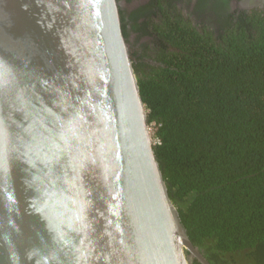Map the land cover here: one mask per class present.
<instances>
[{"label": "water", "instance_id": "1", "mask_svg": "<svg viewBox=\"0 0 264 264\" xmlns=\"http://www.w3.org/2000/svg\"><path fill=\"white\" fill-rule=\"evenodd\" d=\"M121 25L118 0H0V264H211Z\"/></svg>", "mask_w": 264, "mask_h": 264}, {"label": "trees", "instance_id": "2", "mask_svg": "<svg viewBox=\"0 0 264 264\" xmlns=\"http://www.w3.org/2000/svg\"><path fill=\"white\" fill-rule=\"evenodd\" d=\"M212 5L220 6L215 22L202 24L174 0L135 9L131 29L150 38L130 54L189 238L211 264H264V11L234 15L224 12L226 0ZM204 8L198 0L196 10Z\"/></svg>", "mask_w": 264, "mask_h": 264}, {"label": "flooded vegetation", "instance_id": "3", "mask_svg": "<svg viewBox=\"0 0 264 264\" xmlns=\"http://www.w3.org/2000/svg\"><path fill=\"white\" fill-rule=\"evenodd\" d=\"M152 0H118L119 2V10L121 12H125V19L127 21L126 23V29L129 30L133 27L134 23L132 20V12L136 9L142 8L146 10V7L148 8L150 6ZM168 0H162L163 2H167ZM177 3L178 8H183V15L186 17V19H190L193 23H199L202 24V21H205L206 19H209L208 23H212L214 21V12L213 9H219V7H214L212 3H214V0H203L205 8L203 12L196 10V5L198 0H174ZM170 9L168 5H165L164 10ZM253 10L257 11H264V0H226L225 5V11H228L230 14L238 15L242 12H252ZM189 13V16L187 17L185 13ZM154 18V17H153ZM159 18H161V14L159 13ZM150 19V18H149ZM139 22H143V18L141 17ZM215 22V21H214ZM124 25V22H123ZM201 25H199L200 27ZM149 29L153 30V26L151 25V21L148 23ZM132 30V29H131ZM137 33L132 30L130 32V35L125 37L127 44L129 46V50H137L139 48L140 51V45H142L143 42L148 40L150 36L143 35L142 37H137ZM135 38L137 39L136 46L134 44ZM131 48V49H130ZM131 55V54H130ZM142 55V58H139L141 61L146 63H151L148 59L147 55L143 52L138 54V57ZM150 57H153L154 55L148 54ZM132 58V56H131ZM154 64V62H152Z\"/></svg>", "mask_w": 264, "mask_h": 264}, {"label": "rangeland", "instance_id": "4", "mask_svg": "<svg viewBox=\"0 0 264 264\" xmlns=\"http://www.w3.org/2000/svg\"><path fill=\"white\" fill-rule=\"evenodd\" d=\"M150 128H151V131H152V134H153V129H154L153 125L150 124Z\"/></svg>", "mask_w": 264, "mask_h": 264}]
</instances>
